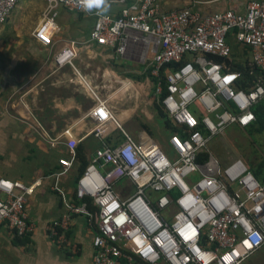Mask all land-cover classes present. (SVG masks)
I'll return each mask as SVG.
<instances>
[{
  "label": "built area",
  "instance_id": "1",
  "mask_svg": "<svg viewBox=\"0 0 264 264\" xmlns=\"http://www.w3.org/2000/svg\"><path fill=\"white\" fill-rule=\"evenodd\" d=\"M35 41L50 48L59 31V10L92 18L88 41L117 58L140 62L154 80L155 94L174 127L167 148L144 147L118 122L106 101L90 113L93 136L115 125L122 141L96 150L78 179L69 213L50 226L51 239L65 245L73 217L93 219V264H244L264 248V183L241 160L221 164L209 151L231 127L247 129L264 86L237 90L242 76L208 56L230 59L231 33L264 72V0L247 3L244 14L227 10L202 15L192 7L163 12L157 0H108L107 11L86 10L80 0H45ZM18 0H0L6 23ZM117 4L114 12L111 6ZM76 44L53 56L57 69L73 68ZM178 68L173 64L184 61ZM161 97V98H160ZM76 143L70 149L75 150ZM61 160L63 175L77 164ZM57 190V189H56ZM34 186L0 179V228L18 237L35 233L27 206ZM87 199L96 212L91 213Z\"/></svg>",
  "mask_w": 264,
  "mask_h": 264
},
{
  "label": "crops",
  "instance_id": "2",
  "mask_svg": "<svg viewBox=\"0 0 264 264\" xmlns=\"http://www.w3.org/2000/svg\"><path fill=\"white\" fill-rule=\"evenodd\" d=\"M249 1L252 0H157V3L163 12L192 7L205 16L227 10L244 14ZM37 6V15L30 18L31 9ZM45 7V0H18L9 20L0 23V179L34 186L27 211L36 228L32 236L18 237L7 227H1L0 264H93L92 238L96 231L93 219L73 217L65 245L50 238V226L68 214L69 203L76 200L79 179H74L78 163L63 175L60 161H71L79 146L90 147L91 136L94 137L97 129L90 113L99 104L97 98L106 101L98 96V86L106 82L124 83L115 71L104 69L102 61L115 58L129 63L133 60L117 58L114 53L76 55L73 68L57 69L53 56L75 42L61 40L66 30L59 27L50 48L35 41L34 32ZM31 43L47 55H31ZM87 43L96 46L88 40ZM82 57L86 58L81 60ZM94 60L102 64L97 66ZM91 65H95L94 70ZM44 102L48 105L46 109L39 107ZM109 137L113 138L111 145L122 141L120 130L113 124L104 130L103 140ZM94 139L96 143L100 141ZM136 141L146 148L159 145L151 138ZM71 143L77 144L75 150L69 149ZM95 151L89 154V160ZM244 264H264V248L255 251Z\"/></svg>",
  "mask_w": 264,
  "mask_h": 264
},
{
  "label": "rangeland",
  "instance_id": "3",
  "mask_svg": "<svg viewBox=\"0 0 264 264\" xmlns=\"http://www.w3.org/2000/svg\"><path fill=\"white\" fill-rule=\"evenodd\" d=\"M111 9L116 12L119 6L114 4ZM39 6L32 8L30 18H33ZM59 19L56 25L62 32L61 40L73 41L77 43V55H93V54H113L110 50L90 46L87 43L88 34L93 25V19H85L75 14H69L64 9L59 10ZM228 45L232 54L230 62L232 65H244L251 61L247 51H243L235 43V39L231 33L228 35ZM33 53L31 55H47V53L37 45L32 46ZM7 54H11L8 52ZM86 57H82L83 60ZM122 59V58H120ZM102 61L104 69H112L124 81V83L113 82V84H101L98 90V96L102 100L108 101V105L112 108L114 114L121 121L123 128L135 140L142 138H151L156 141L162 148H165V142L168 138L170 128L165 125V119L159 117L156 111L158 106V97L155 94V87L152 79L145 73L144 66L138 61H129L125 63L118 59H107ZM95 65L102 64L98 60H94ZM93 62V63H94ZM97 63V64H96ZM95 65H91L94 70ZM48 105L44 102L39 105L40 108L46 109ZM86 105V107H88ZM47 115V114H46ZM248 129V128H247ZM94 137L91 136V148H87V156L92 154L97 147ZM72 144V143H71ZM70 149L71 145L68 144ZM209 151L218 159V161L227 165L233 160H241L249 168V170L257 169L264 164V131L261 134L249 135L246 129L231 127L223 136L212 141ZM41 154V153H40ZM39 154V155H40ZM264 174V168L262 169ZM79 173L76 171L74 179L78 178Z\"/></svg>",
  "mask_w": 264,
  "mask_h": 264
},
{
  "label": "trees",
  "instance_id": "4",
  "mask_svg": "<svg viewBox=\"0 0 264 264\" xmlns=\"http://www.w3.org/2000/svg\"><path fill=\"white\" fill-rule=\"evenodd\" d=\"M228 42V41H227ZM209 59L213 60L214 62H217L219 64H222L225 66L227 69L233 72H238L241 74L242 78L237 82V90L240 91H245L248 92L250 91L255 85L257 84H262L264 86V72L260 71L255 67V65L250 61L249 63L247 62L244 65H232L229 59L226 58H220L216 56H208ZM186 61L180 62L173 64L171 67L173 68H178L182 64H184ZM146 73V72H145ZM148 75V74H147ZM149 76V75H148ZM150 77V76H149ZM152 79V78H151ZM154 82V80L152 79ZM161 98V97H160ZM158 106H156V111L157 114L159 115L160 118L165 119V125L170 128V132L168 133L169 135H172L176 133L180 138H184L186 135L182 133V130L176 128L173 126V124L170 122L169 118L165 114V112L161 108L160 100L157 102ZM254 116H255V122L253 125H251L248 129L249 135H254V134H261L264 131V101L257 105L254 109ZM113 138L109 137L103 141H98L97 147L95 150L104 148L107 145H111ZM116 145V144H115ZM91 148V145H90ZM77 163L79 164V178L84 174L86 168L88 167L90 160L89 157L87 156V149L85 146H79L76 149L75 152ZM264 168V164H261L257 169L255 170H250L251 173L253 174L254 178L258 180L261 183H264V174L262 169ZM86 202L88 203V207L91 211L92 214L96 212V207L93 205L91 199H87Z\"/></svg>",
  "mask_w": 264,
  "mask_h": 264
},
{
  "label": "clouds",
  "instance_id": "5",
  "mask_svg": "<svg viewBox=\"0 0 264 264\" xmlns=\"http://www.w3.org/2000/svg\"><path fill=\"white\" fill-rule=\"evenodd\" d=\"M80 3L88 11L94 8L102 11H107L108 9V0H80Z\"/></svg>",
  "mask_w": 264,
  "mask_h": 264
}]
</instances>
